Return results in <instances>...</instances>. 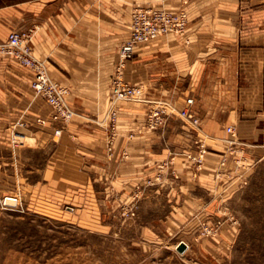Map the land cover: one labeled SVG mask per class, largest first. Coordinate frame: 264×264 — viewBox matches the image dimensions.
Here are the masks:
<instances>
[{
    "label": "crops",
    "instance_id": "crops-1",
    "mask_svg": "<svg viewBox=\"0 0 264 264\" xmlns=\"http://www.w3.org/2000/svg\"><path fill=\"white\" fill-rule=\"evenodd\" d=\"M93 1L0 0V45L14 31L34 29V55L52 80L70 90L67 104L74 113L57 140L52 126L35 131V121L50 109L32 90L33 74L0 56V164L9 165L11 175L21 168L17 177L24 181L25 194L32 199L42 195L43 204L51 194L71 196L86 210L99 194L109 202L116 189L130 199L140 188V208L158 202L169 207L167 229L210 215L232 181L227 173L235 160L253 161L264 152V0ZM137 7L185 11L188 30L182 38L168 35L137 47L127 62L124 80L141 86L149 104H119V136L110 158L103 127L108 92L117 50L129 38ZM190 97L199 127L177 114ZM151 104L173 110L166 129L145 128ZM21 122L28 127L17 125ZM15 128L30 129L37 146L14 148L10 132ZM16 137L34 141L25 133ZM201 139L208 152L197 173L183 154L194 153ZM39 155L44 156L41 166L35 163ZM224 158L227 165L221 167ZM169 161L177 178L159 183L160 165ZM221 176L226 182L223 178L219 185Z\"/></svg>",
    "mask_w": 264,
    "mask_h": 264
},
{
    "label": "rangeland",
    "instance_id": "rangeland-1",
    "mask_svg": "<svg viewBox=\"0 0 264 264\" xmlns=\"http://www.w3.org/2000/svg\"><path fill=\"white\" fill-rule=\"evenodd\" d=\"M101 1L93 3L99 5ZM49 115L38 118L34 130L52 126V138L57 140L71 123L55 136L59 123L45 127L37 123ZM17 125L28 127L27 122ZM27 130L12 129L14 148L37 146V139ZM23 133L34 141L16 137ZM42 156L36 165H42ZM239 159L240 165L236 166L235 160L234 170L227 173L232 181L226 182L223 176L218 179L217 184L224 178L227 185L215 203L216 211L186 224H172L171 229L166 228L170 213L165 203L140 208V188L130 199L116 189L109 202L102 194L97 195V200L86 206L93 212L84 210L85 205L80 206L71 196L51 194L45 198L50 202L43 204L42 195L32 199L25 194L24 181L17 177L21 168L11 175L10 166L0 164V264H264V152L253 161ZM169 163L160 165L159 183L175 179L170 169L173 161ZM195 170L198 173L202 168L195 166ZM38 176L34 173L32 177L36 180ZM98 189L103 191L100 186ZM7 197H13L6 200L7 204H12L14 197L18 204L5 205ZM182 242L188 247L183 254L177 250Z\"/></svg>",
    "mask_w": 264,
    "mask_h": 264
},
{
    "label": "built area",
    "instance_id": "built-area-1",
    "mask_svg": "<svg viewBox=\"0 0 264 264\" xmlns=\"http://www.w3.org/2000/svg\"><path fill=\"white\" fill-rule=\"evenodd\" d=\"M95 1L100 2L101 0ZM187 30L188 23L185 11L173 13L164 9L143 7H137L133 10L129 26V38L120 47L118 53L119 60L109 95L106 118L103 123L106 132V149L110 156L114 154L115 144L119 136L120 102L133 100L145 105L149 104L147 102V95L141 86L132 85L124 80L123 71L127 62L133 59L137 47L150 44L171 34L182 36ZM34 34V29L12 32L7 41L0 45V56L14 60L21 67L28 69L33 74L32 90L50 109L49 117L47 119H39L37 123L43 127L48 123H59L61 127L55 134V136L59 137L60 130L67 127L73 116V110L67 104L70 90L52 80L45 63L35 57L32 48ZM185 104L186 108L177 112L178 116L181 119L189 121L195 127L201 126L200 117L191 109L195 104L194 98H187ZM171 114H173V110H169L159 104H151L145 120L147 130L157 131L163 129L168 124ZM227 132L233 135L234 128H227ZM195 146L194 153L188 152L183 155L200 170L205 163L208 144L205 139H201L195 142ZM226 165L227 160L224 158L221 162V167H225ZM238 165H240V159L236 161V166ZM8 198L13 197L5 198V205L14 206L18 204V200L15 197V204H7L6 200Z\"/></svg>",
    "mask_w": 264,
    "mask_h": 264
},
{
    "label": "water",
    "instance_id": "water-1",
    "mask_svg": "<svg viewBox=\"0 0 264 264\" xmlns=\"http://www.w3.org/2000/svg\"><path fill=\"white\" fill-rule=\"evenodd\" d=\"M187 249H188L187 245L184 242L180 243L179 246L177 247L178 252L182 254L185 253Z\"/></svg>",
    "mask_w": 264,
    "mask_h": 264
},
{
    "label": "bare ground",
    "instance_id": "bare-ground-1",
    "mask_svg": "<svg viewBox=\"0 0 264 264\" xmlns=\"http://www.w3.org/2000/svg\"><path fill=\"white\" fill-rule=\"evenodd\" d=\"M185 13H186V12H185ZM187 23H188V17H187ZM185 34H186V33H185ZM185 34L182 35V36H185ZM171 35H173V34H171ZM174 36H176V35H174ZM141 46H144V45H141ZM33 92H34V91H33ZM39 98H40V97H39ZM72 117H73V116H72ZM71 121H72V120H71ZM70 123H71V122H70ZM70 123H69V124H70ZM69 124H68V125H69ZM68 125H67V126H68ZM63 130H64V128H63ZM63 130H60V135L62 134ZM12 202H13V201H12ZM12 204H15V202H13ZM187 248H188V247H187Z\"/></svg>",
    "mask_w": 264,
    "mask_h": 264
}]
</instances>
